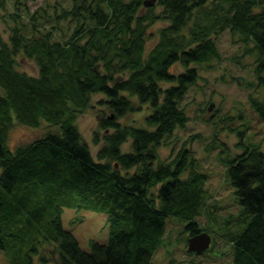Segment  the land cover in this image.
Returning a JSON list of instances; mask_svg holds the SVG:
<instances>
[{"label": "trees", "instance_id": "16d2710c", "mask_svg": "<svg viewBox=\"0 0 264 264\" xmlns=\"http://www.w3.org/2000/svg\"><path fill=\"white\" fill-rule=\"evenodd\" d=\"M148 1L71 0L60 18L76 27L63 41L35 23L29 36L15 26L9 43L0 35V249L24 251L26 245L27 264L32 256L39 264H153L168 219L183 220L189 236L209 232L195 219L206 176L194 166L183 176L193 165L186 149L155 167L156 151L187 122L179 102L199 78L191 65L220 59L213 35L229 30L251 43L254 75L264 92V0ZM156 6L160 14L153 13ZM159 19L168 25L147 51L149 27ZM20 53L35 63L37 76L17 69ZM175 64L184 71L172 72ZM120 74L125 78L118 80ZM95 94L107 97L115 120L145 105V123L153 129L104 117L99 128L105 132L94 137L96 145L101 142L95 160L76 124ZM251 103L264 123V100ZM43 121L60 131L10 149L15 124L36 128ZM128 138L131 151L122 152ZM225 163L240 207L226 220L238 228L226 237L232 264H264V154L246 145ZM64 206L105 213L108 241H92L84 251L63 227Z\"/></svg>", "mask_w": 264, "mask_h": 264}, {"label": "rangeland", "instance_id": "374dc122", "mask_svg": "<svg viewBox=\"0 0 264 264\" xmlns=\"http://www.w3.org/2000/svg\"><path fill=\"white\" fill-rule=\"evenodd\" d=\"M71 8V0H0V35L9 43L15 26L29 36L36 24L43 32L56 31V40H67L73 35L76 24L60 18V15L61 11ZM161 10V7L156 6L153 13L160 14ZM141 13L146 14L147 8L142 7ZM35 17L37 19L34 21ZM167 25L168 21L159 19L149 27L147 51L157 43L158 31ZM212 37L220 59L191 65L197 69L199 78L179 102V107L187 116V122L157 148L154 165L170 164L181 149H186L193 165L183 176H188L193 166L195 171L206 176L202 190V208L195 219L201 227L209 229L206 233L211 235V245L202 254L188 253L186 238L190 233L184 230L185 222L170 218L162 243L152 257L153 264H232V248L226 237L238 228L233 225V221L227 224L226 220L231 218V214L238 213L240 207L234 200V189L226 174L225 160L241 154L246 145L258 148L264 154V123L257 117L251 103L252 98L264 100V92L257 85L254 75L255 51L251 43H243L240 34L229 30ZM16 61L20 72L30 76L38 75L35 63L25 59L22 53L17 55ZM183 71L184 68L179 64L172 67V72L176 74ZM117 78L121 80L125 75L120 74ZM0 94H4L1 87ZM123 95L135 107H139L136 97L126 93ZM106 101L104 94L93 95L89 108L78 116L76 122L95 160L101 142L96 145L94 137L96 133L100 138L103 136L105 131L100 130L99 125L104 117H109V120L116 121L120 126L153 129L145 123V116L148 114L145 105L139 111L115 120ZM59 131L58 126L45 121L36 128L15 124L8 135V146L14 150L48 132ZM109 131L112 132L113 129ZM131 143L132 139L128 138L121 146L122 152H130ZM160 186L158 184L154 189L155 193ZM213 218L215 222H212ZM61 219L63 227L71 232L84 251H90L92 241L102 244L108 241L110 227L105 213L84 207L64 206ZM50 246L52 245H44L45 248ZM26 247H23L24 251L17 248L9 251L0 249V264H27ZM32 258V264H39L36 256Z\"/></svg>", "mask_w": 264, "mask_h": 264}, {"label": "water", "instance_id": "95a60500", "mask_svg": "<svg viewBox=\"0 0 264 264\" xmlns=\"http://www.w3.org/2000/svg\"><path fill=\"white\" fill-rule=\"evenodd\" d=\"M155 0L145 2V5H151ZM211 235L206 232H200L193 236H188L186 238L187 251L190 254H202L210 248L211 245Z\"/></svg>", "mask_w": 264, "mask_h": 264}]
</instances>
